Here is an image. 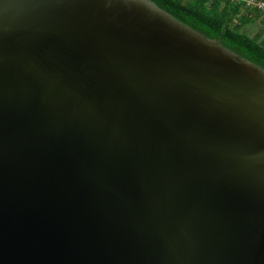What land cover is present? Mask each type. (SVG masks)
<instances>
[{
	"label": "water",
	"instance_id": "water-1",
	"mask_svg": "<svg viewBox=\"0 0 264 264\" xmlns=\"http://www.w3.org/2000/svg\"><path fill=\"white\" fill-rule=\"evenodd\" d=\"M0 264H264V68L152 0H0Z\"/></svg>",
	"mask_w": 264,
	"mask_h": 264
},
{
	"label": "trees",
	"instance_id": "trees-1",
	"mask_svg": "<svg viewBox=\"0 0 264 264\" xmlns=\"http://www.w3.org/2000/svg\"><path fill=\"white\" fill-rule=\"evenodd\" d=\"M179 21L264 68V44L243 30L264 13L230 0H152Z\"/></svg>",
	"mask_w": 264,
	"mask_h": 264
},
{
	"label": "rangeland",
	"instance_id": "rangeland-1",
	"mask_svg": "<svg viewBox=\"0 0 264 264\" xmlns=\"http://www.w3.org/2000/svg\"><path fill=\"white\" fill-rule=\"evenodd\" d=\"M243 30L246 33L257 38L262 44H264V24L261 20H257L253 24L245 25L243 27Z\"/></svg>",
	"mask_w": 264,
	"mask_h": 264
},
{
	"label": "built area",
	"instance_id": "built-area-1",
	"mask_svg": "<svg viewBox=\"0 0 264 264\" xmlns=\"http://www.w3.org/2000/svg\"><path fill=\"white\" fill-rule=\"evenodd\" d=\"M230 1L242 3L251 9H256L264 13V0H230Z\"/></svg>",
	"mask_w": 264,
	"mask_h": 264
}]
</instances>
